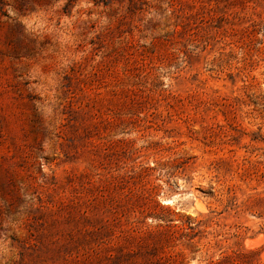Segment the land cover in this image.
<instances>
[{
	"label": "rangeland",
	"instance_id": "rangeland-1",
	"mask_svg": "<svg viewBox=\"0 0 264 264\" xmlns=\"http://www.w3.org/2000/svg\"><path fill=\"white\" fill-rule=\"evenodd\" d=\"M263 254L264 0H0V264Z\"/></svg>",
	"mask_w": 264,
	"mask_h": 264
},
{
	"label": "bare ground",
	"instance_id": "bare-ground-1",
	"mask_svg": "<svg viewBox=\"0 0 264 264\" xmlns=\"http://www.w3.org/2000/svg\"><path fill=\"white\" fill-rule=\"evenodd\" d=\"M261 241V237L259 238H256V239H254V240H249V241H247V244L249 245V246H252V245H254L255 243H259ZM263 256H264V254H263Z\"/></svg>",
	"mask_w": 264,
	"mask_h": 264
},
{
	"label": "trees",
	"instance_id": "trees-1",
	"mask_svg": "<svg viewBox=\"0 0 264 264\" xmlns=\"http://www.w3.org/2000/svg\"><path fill=\"white\" fill-rule=\"evenodd\" d=\"M215 263H216V262H215ZM215 263H214V264H215Z\"/></svg>",
	"mask_w": 264,
	"mask_h": 264
}]
</instances>
